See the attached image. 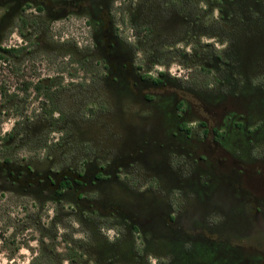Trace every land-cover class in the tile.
I'll use <instances>...</instances> for the list:
<instances>
[{
  "label": "rangeland",
  "instance_id": "1",
  "mask_svg": "<svg viewBox=\"0 0 264 264\" xmlns=\"http://www.w3.org/2000/svg\"><path fill=\"white\" fill-rule=\"evenodd\" d=\"M41 2L0 0V55L7 59L0 60V166L8 160L11 172L0 174V264H264V236L255 234L251 219L243 217L238 227L233 220L228 229L235 237L223 239L187 229L196 241L182 247L164 226L169 234L163 238L131 230L124 215L133 200L145 205L159 198L178 209L190 196L191 208L203 199L206 179L218 184L228 177L236 180L229 186L234 191L229 211L251 208L239 201L238 181L264 205V0L79 1L89 7L109 2L112 27L107 20L104 29L114 30L125 51L133 50L128 62L134 73L121 69L119 84L107 68L105 50L95 46L101 25L91 14L57 15L60 6L43 10ZM160 72L164 85L147 103L150 89L134 81ZM23 79L32 84L28 90ZM239 93L246 108L237 106ZM178 114L193 128V145L203 136L201 122L229 130L223 150L210 153L213 134L191 161V152L168 150ZM244 114L245 128L233 126L242 124ZM139 139L147 144L139 150L144 158L138 153L130 160ZM201 155L207 161L188 172L187 164ZM162 161V170L146 166ZM26 168L37 175L36 185L23 176ZM64 172L80 173L85 182L56 196L47 176L57 180ZM168 172L191 179L187 197L176 191L163 197ZM209 201H202L205 207L199 202L200 214H190L192 224L185 226L211 221Z\"/></svg>",
  "mask_w": 264,
  "mask_h": 264
},
{
  "label": "flooded vegetation",
  "instance_id": "2",
  "mask_svg": "<svg viewBox=\"0 0 264 264\" xmlns=\"http://www.w3.org/2000/svg\"><path fill=\"white\" fill-rule=\"evenodd\" d=\"M24 1H30V0H21V2ZM79 1L82 0H60V1H56V0H43V2H41L40 6L42 7L43 10H48L49 8L53 9H57L58 6H60V12H58L57 15H70V14H80V12L82 10L84 11H88L93 20L97 22L98 25H101V29L99 30V34L97 35V41L95 42V46L96 48H100L101 50H105L104 54L106 56L107 59V63L108 66L107 68L112 71L110 75L112 76H117L113 78V81L115 84H119V80H120V73L122 74V70H126L128 71V74L134 73V69L132 68L133 66H131V64L128 61H131V55L132 52L130 51L129 47L131 48V46L128 47L127 51H125V49H123V44L121 43V41L119 40V38L117 37L116 34H114V30L109 28L108 31H106L104 29V25L106 23L107 20H109L110 22V26L112 27V19L110 20L109 15L110 13V9H109V2H105L103 3H98V2H93V6L89 7L87 5H82V4H78ZM88 1V0H86ZM93 1V0H92ZM91 4V5H92ZM95 5H99V6H103L100 10H98L96 8ZM41 9V8H40ZM23 9H18L17 11H22ZM26 10V9H25ZM15 11V13L17 12ZM96 14V15H94ZM163 18L166 16L162 15ZM161 16V17H162ZM160 19V18H159ZM188 23L192 20L187 19ZM148 22V21H146ZM187 23V24H188ZM189 26V25H188ZM187 26V27H188ZM185 27V31L187 32H191V28L190 27ZM204 30V29H203ZM194 32H197V27L193 29ZM202 31V30H201ZM99 38L101 39V41H98ZM103 42V44H102ZM129 57L130 60H129ZM221 59L216 58V62L219 63ZM127 61V62H126ZM159 76L157 78H153L150 74H145V75H140L137 80L135 79V84L136 85H141L143 86V88L145 87V89H150L148 93L150 94H145V101L147 103H151L154 101V98L156 95L155 92V88L158 86H162L164 85V82L162 80V77H164L165 73L164 72H160L158 74ZM119 79V80H118ZM121 81V80H120ZM237 100L241 102V104H238V107L241 108H246L245 101H241V95L240 93L237 96ZM182 106H180L179 104H175V109L176 111L181 110ZM183 111V110H182ZM184 112V111H183ZM178 123L176 126V130H174L169 137L167 138L169 140V148L168 150L170 151H175V153L179 154L182 152H191V154L189 156H187V158L190 159V157H192V155L194 154H198L199 150L197 148L198 145L200 144H205L204 140L205 138H208V135L213 134V138H212V144L213 146H209V149L211 150L210 153H214V150H218L221 151L223 150V148L220 146L221 142H224L228 136H229V130H225L222 131L220 129H217L215 127L209 129L207 128V126L209 125L207 122H201L200 123V127H204L205 130L203 131V136L201 137V139H197L194 141H197L198 143H195V145H193L191 142L193 141L194 137V131L193 128H191V125L188 124V122L184 121V119L182 118L181 114L177 115ZM230 119V118H229ZM242 119V124L240 125L239 122H235L233 121V126H236V128H245V124L249 123L248 122V116L247 115H243L241 116ZM245 119L247 120V122H245ZM231 120V119H230ZM247 128V127H246ZM259 132V127L255 130H252L249 132L252 134L258 133ZM138 137V136H136ZM134 138V137H132ZM151 138H148V140ZM139 140H137V142H135V147L133 148V150H130L129 152V157L130 160H134L135 156L138 155V153L141 154L140 157H142V159L144 158V155L142 152H139L140 149H142V144L144 143L145 145H147L145 143V141H142V143L139 142ZM166 147H168V145H164ZM171 146V147H170ZM207 151V148H204V152ZM139 158V157H138ZM197 159V158H196ZM160 160H162V158H160ZM191 161V159H190ZM198 161H207L206 156H199L198 159L194 162H189L186 166V169H188V172H192V174L194 173V170L196 171L197 168H194L195 165L198 163ZM254 162V160H253ZM149 163V162H148ZM147 163V168H152V169H161L162 170V166L163 161L160 165H155L156 167H151L149 166V164ZM194 163V165H193ZM184 165H180L179 170H184ZM170 178L167 179L165 181V183L167 182L166 188L167 190V195L163 196L164 198H166L169 194L174 195V193H178L180 197H187L188 194H186V190L188 189V187L191 189L192 185H191V179H182V178H178L175 177V175L171 172H168ZM236 180H232L231 178H225L222 181H220L218 184H214L212 179H206V184L204 185L203 190L201 189L200 194L202 195L201 197V201H198V204L195 206H191V208H188L190 206L191 202V198H186V206L185 204L181 207H179L178 209L172 207H168L167 205L164 204V201L159 199V198H154L153 200H149L148 202H145L146 204L144 205L142 202V205L144 206V209H148L149 208V212L148 210L143 212L138 211V209H135L136 206L140 205L141 207H143L140 204H136V200L134 202L133 200V205H129L127 207V209H125V216L128 218V220L130 221V227L131 230L134 229H139L140 231H142V234H146L147 231L150 230V232H152L154 235H157L161 238H163V235L169 234L162 226H164L166 229H168L169 232L173 233L176 237L174 239H172V241L176 242L177 244H179L182 247H185L184 245L186 241V243L190 244V241H196L194 240V236L193 238L191 237V233L188 231H185L187 229H189V231H196L197 229H199L200 231H202L201 234H208V235H212V234H219L220 239L224 238L226 236V238L230 237L231 235H234L232 233L231 230H229V225L231 224V222H233L234 220V224L237 225V227L243 222V217H245L247 220L251 219L252 221H248V222H252L254 224H256V228L257 231L255 232V234L257 233V235L260 236L263 235L264 236V205L261 206L258 201L256 200V197L248 190L244 189L242 186V182L238 181L236 182L237 184L240 185V191H241V199L239 200L241 203L243 204H247L250 205V210H249V214L245 211H242L241 213H237V212H233V211H229L228 207H231V195L234 194V191L229 190V186L233 185V182H235ZM172 184L171 186L168 184ZM195 187H201L197 184V182L194 183ZM165 187V186H164ZM176 188L178 190H176ZM176 191V192H175ZM207 192V193H206ZM188 193V192H187ZM199 195V194H198ZM213 198L215 201L214 202H210L209 199ZM134 199V198H133ZM206 199L209 201L210 205L214 206L212 207V211L208 210L209 214H214L213 217L210 219L211 221L208 222L207 225L205 226H191L190 228L188 226H185L186 223H190L192 224L191 220H190V214H200V209L197 207L202 203V201H204V203H206ZM237 200V199H236ZM234 203V202H232ZM242 204V206H243ZM202 207H205L204 204H201ZM146 207V208H145ZM174 208V209H173ZM184 209V210H181ZM187 209V210H186ZM225 209V210H224ZM143 213V214H138V213ZM181 214H183V216H181ZM243 214V215H240ZM141 215L146 217V218H141ZM165 217V218H164ZM238 220V222L236 223L235 219ZM212 219H216L217 221L212 222ZM219 219V220H218ZM187 221V222H186ZM197 223V222H196ZM161 224V226H160ZM181 224L184 225V227H181ZM199 224V223H198ZM197 224V225H198ZM183 234L185 236H181L177 235V234ZM236 233L238 234V231H236ZM249 231H247L246 234H248ZM251 233V232H250ZM249 233V234H250ZM194 235V234H193ZM240 237H244L243 233H239ZM167 237V235H165V238ZM235 237V235L233 236ZM237 237V236H236ZM207 238V237H206ZM219 239V240H220ZM258 240H260V237L258 238ZM210 244H214L216 242H214L213 238L208 239ZM226 243H228V239L225 240ZM223 242V243H225ZM233 247V246H231ZM233 251L238 252V250L236 251V249L232 248ZM186 250V249H185ZM189 250L187 249L185 252V255H189L190 253L188 252ZM180 253L182 254V249L180 250ZM239 256H242L241 254H239ZM240 261H244L243 259H241ZM258 261H261V259H258ZM244 263V262H241Z\"/></svg>",
  "mask_w": 264,
  "mask_h": 264
},
{
  "label": "trees",
  "instance_id": "3",
  "mask_svg": "<svg viewBox=\"0 0 264 264\" xmlns=\"http://www.w3.org/2000/svg\"><path fill=\"white\" fill-rule=\"evenodd\" d=\"M11 52H16L18 53L17 50H10ZM7 60L4 56L0 55V60ZM23 84L26 90H28L29 87H31L32 84H30L29 81H26L25 79H23ZM38 91H41V85H37L35 87ZM25 90V91H26ZM3 91V90H2ZM2 95L6 97V93L4 94L2 92ZM53 111H51V116L53 114ZM10 164V162L8 160H6V162L4 163V165L0 166V174H3L4 172L7 173V176H9L11 174V172L8 169V165ZM3 172V173H2ZM74 173V172H73ZM23 176L25 178H27V181L30 182L32 185H36V179H37V175L30 169V168H26L23 172ZM48 179L51 180V184L53 185V190H54V194L56 196H62L63 193L66 190H70L71 188L74 187V184H78V185H82L83 182H85L84 176L82 174H77L74 173L73 175H67L65 172L62 173L60 175V177L55 180L53 177L47 176ZM46 178V179H47Z\"/></svg>",
  "mask_w": 264,
  "mask_h": 264
}]
</instances>
